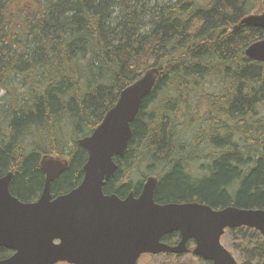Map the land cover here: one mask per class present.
<instances>
[{
	"label": "trees",
	"instance_id": "trees-1",
	"mask_svg": "<svg viewBox=\"0 0 264 264\" xmlns=\"http://www.w3.org/2000/svg\"><path fill=\"white\" fill-rule=\"evenodd\" d=\"M263 12L264 0H0V178L13 173L11 195L39 199L45 155L68 161L51 194L77 188L87 160L79 139L126 87L158 69L103 193L137 196L144 173L157 174V204L264 211V63L244 54L264 29L239 26ZM141 171L144 179L132 180ZM178 241V233L162 239ZM221 243L238 264H264L253 229L227 230ZM12 255L0 248V260ZM183 257L138 264H212Z\"/></svg>",
	"mask_w": 264,
	"mask_h": 264
},
{
	"label": "water",
	"instance_id": "water-1",
	"mask_svg": "<svg viewBox=\"0 0 264 264\" xmlns=\"http://www.w3.org/2000/svg\"><path fill=\"white\" fill-rule=\"evenodd\" d=\"M264 29V12L251 14L239 26ZM245 56L264 63V39L250 45ZM158 69H151L126 87L114 105L78 145L87 153L80 185L54 197L51 185L68 168L58 157L43 156L44 184L39 199L23 203L9 191L12 173L0 178V248L13 255L0 264H137L143 255L194 256L212 264H238L221 244L226 230L249 228L264 240V211L227 207L213 210L197 203L154 201L158 179L146 178L137 197L123 200L103 188L117 170L132 137L131 124L151 92ZM179 234L175 246L162 243ZM193 241L192 251L187 243Z\"/></svg>",
	"mask_w": 264,
	"mask_h": 264
},
{
	"label": "rangeland",
	"instance_id": "rangeland-1",
	"mask_svg": "<svg viewBox=\"0 0 264 264\" xmlns=\"http://www.w3.org/2000/svg\"><path fill=\"white\" fill-rule=\"evenodd\" d=\"M159 1V3L160 2H162L163 0H158ZM255 14H257V13H255ZM205 110V107H201L200 109H199V115H200V117H202V113H203V111ZM201 127V126H200ZM199 128V126H197V128H195L194 130H192L191 131V133H189V135H188V137L186 138L187 140H194L195 138H196V135L198 134V133H200L201 132V130H199L198 129ZM205 129L203 128V131H204ZM185 137H186V135H185ZM200 149H203V154H204V150H205V146H201L200 147ZM206 153H208V152H206ZM197 165L199 166V165H202V163L201 162H197ZM144 175H146V177L147 176H150V175H148L147 173H144ZM153 176H156V177H158L157 176V174L156 175H153ZM131 178H132V180H135V182H138V180H143L144 178H143V171H141V172H139V173H135V172H132V174H131ZM162 256H159L158 258H161ZM162 259V258H161ZM188 259H190V257L189 256H185V257H183V260H188ZM142 261V260H141ZM142 264H149V262L148 261H143L142 262Z\"/></svg>",
	"mask_w": 264,
	"mask_h": 264
},
{
	"label": "flooded vegetation",
	"instance_id": "flooded-vegetation-1",
	"mask_svg": "<svg viewBox=\"0 0 264 264\" xmlns=\"http://www.w3.org/2000/svg\"><path fill=\"white\" fill-rule=\"evenodd\" d=\"M114 162H115V161H114ZM115 164H116V163H115ZM67 169H68V168H67ZM67 169H66V170H67ZM66 170H65V171H66ZM132 192H133V191H132ZM133 193H134V192H133ZM134 195H135V193H134ZM53 196H54V195H53ZM137 196H138V195H137ZM137 196L135 195V197H137ZM54 197H56V196H54ZM117 197H118V196H117ZM118 198H119V197H118ZM124 198H125V197L120 198V199L123 200ZM32 203H33V202H32ZM178 242H179V241H178ZM191 255H192V254H188V256H191Z\"/></svg>",
	"mask_w": 264,
	"mask_h": 264
},
{
	"label": "bare ground",
	"instance_id": "bare-ground-1",
	"mask_svg": "<svg viewBox=\"0 0 264 264\" xmlns=\"http://www.w3.org/2000/svg\"><path fill=\"white\" fill-rule=\"evenodd\" d=\"M41 159H42V157H41ZM41 159H40V161H41ZM40 164V163H39ZM12 173V172H11ZM12 178H13V173H12ZM11 184V183H10ZM9 188H10V185H9ZM9 191H10V189H9Z\"/></svg>",
	"mask_w": 264,
	"mask_h": 264
}]
</instances>
